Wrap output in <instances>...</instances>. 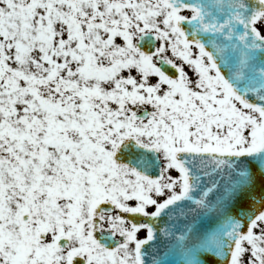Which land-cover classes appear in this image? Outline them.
<instances>
[{
  "label": "snow or ice",
  "instance_id": "6c2138e0",
  "mask_svg": "<svg viewBox=\"0 0 264 264\" xmlns=\"http://www.w3.org/2000/svg\"><path fill=\"white\" fill-rule=\"evenodd\" d=\"M0 264H264V0H0Z\"/></svg>",
  "mask_w": 264,
  "mask_h": 264
}]
</instances>
